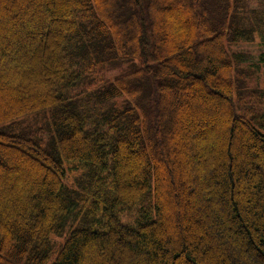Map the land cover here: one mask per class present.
I'll return each mask as SVG.
<instances>
[{
	"label": "trees",
	"instance_id": "trees-1",
	"mask_svg": "<svg viewBox=\"0 0 264 264\" xmlns=\"http://www.w3.org/2000/svg\"><path fill=\"white\" fill-rule=\"evenodd\" d=\"M244 65L264 0H0V264H264Z\"/></svg>",
	"mask_w": 264,
	"mask_h": 264
},
{
	"label": "rangeland",
	"instance_id": "rangeland-1",
	"mask_svg": "<svg viewBox=\"0 0 264 264\" xmlns=\"http://www.w3.org/2000/svg\"><path fill=\"white\" fill-rule=\"evenodd\" d=\"M243 49L250 51V53H257V50H259V46L257 42L255 43H245L243 46ZM137 66V61L134 57H127L122 59L120 62L115 63L112 61H106L103 65L104 69V79L105 80H112L115 76L125 73L127 71L133 70ZM245 67H249V71L246 72L247 76H244V74H240V77L246 83L245 87L248 88H256V87H262L264 85V78L262 72H264V68H261L259 74L256 73V71L252 68H254L251 65H244ZM246 70V68H243ZM250 119V118H249ZM259 128V127H258ZM262 132H264L263 128H259ZM121 222H126L125 217L121 218ZM57 240H61L59 237H54Z\"/></svg>",
	"mask_w": 264,
	"mask_h": 264
}]
</instances>
